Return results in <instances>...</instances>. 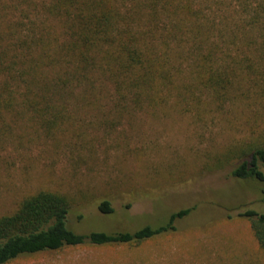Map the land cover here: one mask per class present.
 Returning a JSON list of instances; mask_svg holds the SVG:
<instances>
[{
    "label": "trees",
    "instance_id": "obj_1",
    "mask_svg": "<svg viewBox=\"0 0 264 264\" xmlns=\"http://www.w3.org/2000/svg\"><path fill=\"white\" fill-rule=\"evenodd\" d=\"M234 77L264 81V0H0V143L12 111L47 128L73 106L120 118L198 101V88L221 99ZM238 155L230 174L264 184V139ZM97 206L113 211L108 199ZM72 208L55 190L24 196L0 215V264L84 243H140L173 230L193 209L171 212L155 227L80 233L68 220ZM238 214L264 249V212Z\"/></svg>",
    "mask_w": 264,
    "mask_h": 264
},
{
    "label": "rangeland",
    "instance_id": "obj_2",
    "mask_svg": "<svg viewBox=\"0 0 264 264\" xmlns=\"http://www.w3.org/2000/svg\"><path fill=\"white\" fill-rule=\"evenodd\" d=\"M233 79L221 99L198 88V101L120 118L73 106L47 128L27 112L6 113L0 215L42 189L70 198L68 220L80 233L155 227L193 207L173 230L140 243L65 246L7 264H264L249 220L238 214L264 212V184L230 174L240 148L264 139V81ZM101 199L112 212L99 211Z\"/></svg>",
    "mask_w": 264,
    "mask_h": 264
}]
</instances>
